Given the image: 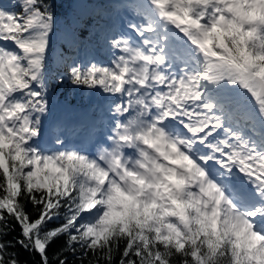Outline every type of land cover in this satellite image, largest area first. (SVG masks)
<instances>
[{
    "label": "snow or ice",
    "instance_id": "snow-or-ice-1",
    "mask_svg": "<svg viewBox=\"0 0 264 264\" xmlns=\"http://www.w3.org/2000/svg\"><path fill=\"white\" fill-rule=\"evenodd\" d=\"M57 7L0 3V264H264V0H138L105 60L73 18L55 83L108 103L72 129Z\"/></svg>",
    "mask_w": 264,
    "mask_h": 264
},
{
    "label": "trees",
    "instance_id": "trees-1",
    "mask_svg": "<svg viewBox=\"0 0 264 264\" xmlns=\"http://www.w3.org/2000/svg\"><path fill=\"white\" fill-rule=\"evenodd\" d=\"M15 2V0H13ZM58 7L57 12V29L54 37L56 38L58 34H65L67 24L75 17H78L80 20V27L84 29V36L88 37L84 41V46L79 50L87 49H96L101 56V60L108 58V52L103 46L102 37L105 32L109 29H113V22L115 21L114 6L107 2V0H87L83 8H77L74 5V0H56ZM55 40V39H54ZM52 42V48L55 44ZM93 45H96L93 47ZM65 44H63V49ZM51 48V51H52ZM50 51V54H51ZM76 55V53H75ZM77 56V55H76ZM49 78H50V90L49 98L56 100L59 103H65L69 108H77L85 105L93 107L92 103L87 95L91 94L88 90L78 89L72 86L70 83L65 82L62 84H56L55 80L57 73L61 70V65L54 66L52 64V57L49 55ZM97 99L105 101V97H101L102 94L99 92L94 93ZM99 112L93 110V114H98ZM27 210L32 213L31 205L27 206ZM60 221H55L49 225V227H55L56 224ZM20 229L16 227L14 232L9 233L8 236L4 237L6 240H12L14 237L19 235ZM63 244V237L57 240L52 247L49 249V255L51 256L52 252L55 251L58 247ZM10 251H16L19 254V260L21 264H36V261L39 260V257L30 254L24 249L20 248L18 245L15 249H10ZM71 260L72 258L69 257Z\"/></svg>",
    "mask_w": 264,
    "mask_h": 264
},
{
    "label": "rangeland",
    "instance_id": "rangeland-1",
    "mask_svg": "<svg viewBox=\"0 0 264 264\" xmlns=\"http://www.w3.org/2000/svg\"><path fill=\"white\" fill-rule=\"evenodd\" d=\"M110 1V0H109ZM108 1V2H109ZM9 0H0V3H8ZM11 2H14L11 0ZM87 0H74V5L77 8H83L85 6V3ZM121 18L119 15H117V19L113 22V27L116 30L122 31L123 27L121 25ZM56 40L52 51H51V57H52V64L56 67L59 65V53L63 50V44L65 40V34H58L57 37H53V43ZM96 45H93V47ZM91 53V54H90ZM84 51L79 50L76 52V55L80 59H91V58H99V53L96 49H94V52L90 51ZM98 60V59H97ZM92 103H96L97 106L93 107L94 109H97V111H100L105 107V105L108 103V101H101L100 98H96L97 96L94 95V93H91L87 95ZM102 95L101 97H103ZM100 100V101H97ZM51 106H52V113L49 118V120H56L60 122L62 125H66L69 129H72L73 127L77 125H84L87 124L89 120L93 118L91 114L92 108L90 106L85 107H79V108H69L67 104L65 103H59L56 100L50 98ZM72 139H76V137H71Z\"/></svg>",
    "mask_w": 264,
    "mask_h": 264
}]
</instances>
